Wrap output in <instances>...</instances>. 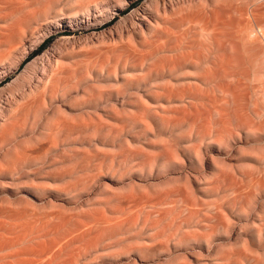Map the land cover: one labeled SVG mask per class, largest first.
Returning a JSON list of instances; mask_svg holds the SVG:
<instances>
[{"label":"rangeland","instance_id":"rangeland-1","mask_svg":"<svg viewBox=\"0 0 264 264\" xmlns=\"http://www.w3.org/2000/svg\"><path fill=\"white\" fill-rule=\"evenodd\" d=\"M0 264H264V0H0Z\"/></svg>","mask_w":264,"mask_h":264},{"label":"bare ground","instance_id":"bare-ground-1","mask_svg":"<svg viewBox=\"0 0 264 264\" xmlns=\"http://www.w3.org/2000/svg\"><path fill=\"white\" fill-rule=\"evenodd\" d=\"M149 5H150V3H148ZM147 4V5H148ZM149 8V6H147L146 7V9H148ZM146 12V11H145ZM19 64V63H18ZM18 64L16 65V67L18 66ZM16 67H14V68H16ZM46 89V88H45ZM45 89L43 90V91H45ZM51 89V88H50ZM56 89V88H55ZM52 90V89H51ZM54 91V90H53ZM47 92V91H46ZM32 106V105H31ZM23 110V109H22ZM19 120V119H18ZM21 121V120H20ZM20 123V122H19ZM20 125V124H19ZM17 126V125H16ZM16 126L14 125V127L16 128ZM36 145V144H35ZM37 147V146H36ZM33 148H35V147H33ZM31 149V148H30ZM29 150V149H28ZM32 150V149H31ZM37 150V149H36Z\"/></svg>","mask_w":264,"mask_h":264}]
</instances>
